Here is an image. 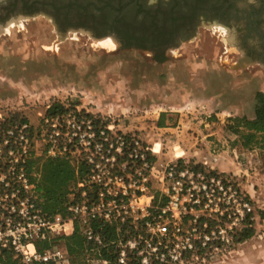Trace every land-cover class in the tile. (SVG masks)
I'll use <instances>...</instances> for the list:
<instances>
[{
	"label": "rangeland",
	"instance_id": "rangeland-1",
	"mask_svg": "<svg viewBox=\"0 0 264 264\" xmlns=\"http://www.w3.org/2000/svg\"><path fill=\"white\" fill-rule=\"evenodd\" d=\"M15 23L10 32L5 31L7 26L0 28V127L15 113L16 122H28L34 149L41 153L34 163L42 169L47 160L42 152L53 144L73 151L55 158L69 160L79 171L66 203L78 197L77 183L88 168L74 134H53L46 118L56 101L68 110L59 121L63 126L67 120L77 122L70 113L81 114L80 118L90 115L99 129L106 124L110 133L133 136L149 151L155 168L121 161L119 170L138 195H154L152 210L166 199L160 178L171 160L234 176L249 194L254 235L228 248H210L185 264H264V146H245L240 134L228 128L232 116L228 112L217 116L214 107L217 101L227 107L241 103L244 115L240 116L254 117L257 93L264 92V64H238L241 56L228 29L200 27L196 37L168 48L156 60L148 51L121 48L113 37L95 38L83 29H69L63 36L44 15ZM108 39L116 46H107ZM188 104L191 107L186 109ZM168 110L176 117L170 116V125L160 127L159 118L166 120ZM156 143L159 152L154 151ZM179 151L183 155L178 156ZM196 151L201 154L192 157ZM63 213L67 217L66 209ZM133 215L130 231L136 232L141 230L140 209ZM210 218L215 221L216 215ZM51 249L59 255L46 264H104L93 252L71 256L65 239L54 241ZM14 260L11 252H0V264Z\"/></svg>",
	"mask_w": 264,
	"mask_h": 264
},
{
	"label": "built area",
	"instance_id": "built-area-1",
	"mask_svg": "<svg viewBox=\"0 0 264 264\" xmlns=\"http://www.w3.org/2000/svg\"><path fill=\"white\" fill-rule=\"evenodd\" d=\"M68 115L77 122L67 120L63 126V114L46 118L53 134H74L77 150L86 157L87 174L77 183L78 197L65 205L67 217L43 208L38 191L43 169L34 163L41 153L34 149L30 124L0 127V252H11L15 260L9 264L50 262L59 254L51 248L40 252L37 242L50 234L70 235L77 225L92 250H100L105 241L94 227L96 221L117 227L118 238L111 241L116 264H185L210 248L241 242L251 225V202L234 176L171 160L160 178L166 199L152 210L154 195H138L119 170L121 161L155 168L149 151L133 136L110 133L106 124L99 129L92 116ZM72 152L67 145L59 149L53 144L42 153L55 159ZM136 208L141 211V230L134 232L130 229Z\"/></svg>",
	"mask_w": 264,
	"mask_h": 264
},
{
	"label": "flooded vegetation",
	"instance_id": "flooded-vegetation-1",
	"mask_svg": "<svg viewBox=\"0 0 264 264\" xmlns=\"http://www.w3.org/2000/svg\"><path fill=\"white\" fill-rule=\"evenodd\" d=\"M39 15L51 18L63 36L83 29L156 60L196 37L200 27H225L239 50L238 64H264V0H0V28Z\"/></svg>",
	"mask_w": 264,
	"mask_h": 264
},
{
	"label": "trees",
	"instance_id": "trees-1",
	"mask_svg": "<svg viewBox=\"0 0 264 264\" xmlns=\"http://www.w3.org/2000/svg\"><path fill=\"white\" fill-rule=\"evenodd\" d=\"M257 98L259 104L256 108L254 117L249 118L236 115L229 119L228 128L231 131L240 134L245 146H249L253 143H261L264 146V92H258ZM67 111V108L62 102L56 101L49 106L47 116L56 117ZM18 118V113L13 114L10 119H7L3 123L4 128L10 126L13 122H16ZM158 125L164 127L162 118H160ZM76 177V169L69 160H45L43 164L42 179L39 184V191L43 198L42 205L45 212L49 214L65 212L66 196L72 182L76 180ZM250 224L251 226L241 234V241L254 235L255 230L252 227L253 222L251 221ZM94 227L105 241V246L100 250H92V246L87 244L86 238L80 231L78 225L70 235H61L56 236L55 238L47 237L46 239L39 240L37 242L38 250L44 252L46 249L53 246L54 241L65 239L67 249L71 256H80L93 252L95 258L110 260L114 263L116 259V250L111 241L118 238L117 227L103 221H96Z\"/></svg>",
	"mask_w": 264,
	"mask_h": 264
},
{
	"label": "crops",
	"instance_id": "crops-1",
	"mask_svg": "<svg viewBox=\"0 0 264 264\" xmlns=\"http://www.w3.org/2000/svg\"><path fill=\"white\" fill-rule=\"evenodd\" d=\"M220 103H221L220 101L219 102L217 101L216 104H214L215 114L217 116L219 115L220 112H228V115H230V116H233V115H244L243 106H242L241 103L233 104V105L228 106V107L225 106L223 102H222V104H220ZM185 107H187L186 109H188L189 107H191V105L188 104ZM171 111H173V110H168V112H167L168 113L167 114L168 117H167L166 120H164V118H162L164 127L170 125V122H169L170 116H175L176 117V115L172 114ZM177 111H181V110H177ZM219 119H221V118H219ZM159 120H160V118H159ZM179 123H181V122H179ZM176 129L179 130L180 126L178 128H176ZM186 153L187 152H185V154ZM200 154H201V152L196 151V152H194V154H192L193 155L192 157H196L197 155H200ZM207 158H209V157H207ZM212 159H213V157H212ZM213 161H214V159H213ZM218 161H219V158L218 159L216 158L215 162L217 163ZM218 166H219V164H218Z\"/></svg>",
	"mask_w": 264,
	"mask_h": 264
},
{
	"label": "bare ground",
	"instance_id": "bare-ground-1",
	"mask_svg": "<svg viewBox=\"0 0 264 264\" xmlns=\"http://www.w3.org/2000/svg\"><path fill=\"white\" fill-rule=\"evenodd\" d=\"M14 26V22H12V23H10L6 28H5V31L6 32H10L11 31V28ZM102 42H104V41H102ZM105 44L107 45V46H109V47H114V46H116V42L113 40V39H108L106 42H105ZM156 147H155V152H159L160 151V143H156V145H155ZM177 155L178 156H181V155H183V152L182 151H179L178 153H177Z\"/></svg>",
	"mask_w": 264,
	"mask_h": 264
}]
</instances>
